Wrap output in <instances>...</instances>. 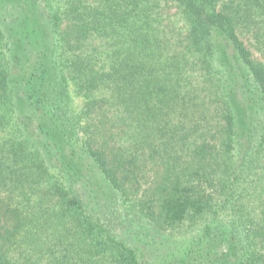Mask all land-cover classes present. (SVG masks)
<instances>
[{
    "label": "trees",
    "instance_id": "obj_1",
    "mask_svg": "<svg viewBox=\"0 0 264 264\" xmlns=\"http://www.w3.org/2000/svg\"><path fill=\"white\" fill-rule=\"evenodd\" d=\"M0 264H264V0H0Z\"/></svg>",
    "mask_w": 264,
    "mask_h": 264
},
{
    "label": "rangeland",
    "instance_id": "obj_2",
    "mask_svg": "<svg viewBox=\"0 0 264 264\" xmlns=\"http://www.w3.org/2000/svg\"><path fill=\"white\" fill-rule=\"evenodd\" d=\"M74 101H75V104H76L77 109H79L80 106L82 105V100H81V98H80V97H75ZM139 243H140V242H139ZM139 243H138V244H139ZM138 244H137V245H138ZM138 246H139V245H138Z\"/></svg>",
    "mask_w": 264,
    "mask_h": 264
}]
</instances>
